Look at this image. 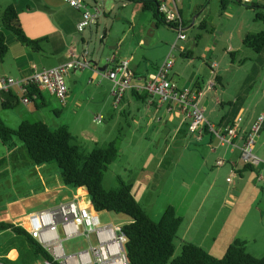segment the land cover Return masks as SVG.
I'll use <instances>...</instances> for the list:
<instances>
[{
  "label": "rangeland",
  "instance_id": "rangeland-1",
  "mask_svg": "<svg viewBox=\"0 0 264 264\" xmlns=\"http://www.w3.org/2000/svg\"><path fill=\"white\" fill-rule=\"evenodd\" d=\"M181 1L177 5L184 24V40H176V31L159 23L151 11L143 9L140 2L85 0L90 6L95 3L103 10L104 15L91 25V29L86 28L82 32L81 54L87 52L86 61L89 62L90 68L105 67L107 59L113 55L120 62L132 58L129 60L128 69L136 70L135 67L139 66L136 74H141L139 71L149 65L156 69L166 59L170 48L174 45L175 48L170 52L173 67L169 70L167 78L178 89L190 88V85L181 83L191 79L192 82L198 81L199 84L206 86L208 80L213 79L216 74L222 79L221 85L227 91L229 102L233 98L239 97L247 98L249 101L248 110L243 114L244 118L249 117V111L251 113L264 111V64H262L264 56L255 53L242 43L243 30L252 29L254 34L259 31L250 28L253 24L251 20L253 11L240 9V17L235 13L233 17L227 18L220 7V0H193L194 4H190V12L186 13L183 7L186 0ZM188 1L191 2V0ZM195 5H205L204 9H200L199 17L197 16L198 12L194 10ZM256 22L258 26L264 27V23ZM154 24L155 27H153ZM9 34L13 37L11 33ZM149 37L156 39L158 46L143 42L145 38ZM140 40H142L141 43H139ZM115 45L118 47L115 48ZM154 60H159L157 65ZM213 62L217 65L214 69L211 68ZM77 73L79 74L80 71ZM64 83L68 88L65 77ZM93 84L95 85V83ZM107 84L108 81L103 80L102 88ZM111 87L108 84L104 94L109 95ZM127 93V100L131 103L125 108V113L123 114L121 109L117 110L116 114H119V111L121 114L117 115L112 122L104 120L97 123L109 122L108 124H111L108 127L105 126L103 131L96 133L104 142L91 147L80 132L71 127L69 130L72 136L71 144L77 146L83 153H89L92 149L102 148L117 139L119 154L116 161L109 165L103 174V189L115 188L118 179L126 185H132L134 197L154 222L160 220L168 206L175 209L177 216L182 219V223L176 233L171 259L180 255L184 242L192 243L208 253V250L214 245L215 239V242H220L221 235L226 237L231 231H237L224 229L232 217L229 212L230 207L225 200H229L227 195L232 192V188L236 187V184L239 188L243 177L240 178L238 175L235 180L229 179L231 176L225 175L230 167L229 164L226 163L225 169L221 171L213 162L209 164L208 172L199 175L200 189L186 192L185 184L181 179L178 180L179 175L183 174L184 165L180 164L176 169L167 166L168 159L173 155L171 150L164 154L167 146L165 144L171 139L163 133L155 134L151 130H146L147 124L144 120L146 108L141 101H134L129 91ZM43 98L47 103L46 107L28 115L26 114L27 108L22 106L21 101L10 110L2 109L0 103V118L13 129L17 127L18 118L16 116L20 114L23 116L22 121H42L50 129L54 127L53 123L58 120L62 123L60 126L70 125L71 117L62 112L56 100L48 96L45 91H43ZM36 103L38 104L40 101L37 100ZM30 108L28 110H31ZM116 108L119 109V105ZM55 110L59 111L60 119L57 118ZM85 111H88L87 108ZM149 112H153V110ZM80 120L82 121L83 118ZM211 123L214 124V122ZM119 125H121V129ZM165 127L173 128L170 124L165 126L163 121L160 128L162 130ZM76 128H80V125L77 124ZM262 133H264V129L260 131L259 135ZM209 137H212L213 140V142H209V145L214 147L217 139L211 134H203L199 141L196 133H189L186 126L183 128L182 138L192 139L197 143L196 150L200 145H204L205 139ZM12 142L14 143L13 153L20 156L19 162L14 160L11 153L7 152L6 147L0 144V223L11 224L30 213L46 208L50 205V199H60L61 196L57 188L53 192L44 190L60 184L61 179L57 166L54 163L37 166L41 174L39 177L32 171V167L36 166L30 164L23 144L16 137L12 138ZM217 143L221 142L217 140ZM261 143H264V135L260 141L255 140L256 147L253 146V155L257 148L264 149L262 148L264 144L261 145ZM159 159H161V164L156 168V161ZM237 165L238 169L243 170L247 164L241 160ZM152 169L154 173L156 172L155 176L146 183V171L149 172ZM253 171L257 172L255 165ZM262 173L264 172L259 174ZM245 177L247 178V176ZM259 186L264 187V184H259ZM83 200L88 203V196L83 197ZM251 207L252 210L244 217V224L238 233L246 240L244 246L246 252L253 257L261 258L264 256V217L260 219V216H264V190L259 188L258 196L253 200ZM86 210L89 213L94 212L89 205ZM98 217L101 225H110L120 229L131 222L129 217L111 212L98 213ZM63 246L67 253L84 248V237L80 236L64 241ZM9 249H16L22 253L16 263L4 260ZM0 261L5 264H44L43 260L33 258L22 237L16 236L10 231L0 233Z\"/></svg>",
  "mask_w": 264,
  "mask_h": 264
},
{
  "label": "crops",
  "instance_id": "crops-1",
  "mask_svg": "<svg viewBox=\"0 0 264 264\" xmlns=\"http://www.w3.org/2000/svg\"><path fill=\"white\" fill-rule=\"evenodd\" d=\"M183 1L184 0L181 2ZM242 1L264 4V0ZM184 3L185 4H183V7L186 13L190 12V7L194 4L193 0H191L190 3L188 0H186ZM205 5H195L194 10L198 12V17L201 15L200 9H204ZM9 7H13L17 12L16 23L21 28L26 37L31 40L46 39V42L42 44V51H30L29 49L22 46L14 38V36L12 37L8 31L5 32L0 21V33H4L5 43L8 47V52L5 58L0 62V77H9L20 80L31 75L32 65L36 66L37 71H41L42 69H50L64 65L69 62L71 57H74L78 60L83 59L80 51V44L83 41L81 36L82 33L79 34L76 31V24L81 18L79 11L68 6L62 0H0V16L2 12ZM240 9L248 11V9L242 5L228 3L226 8L223 10L224 16L231 18L236 13L240 17ZM251 20L253 21V24H251L250 28H253V30L257 31L259 30L256 33L264 31V27H260V25L258 26V24H256L257 22L254 19V13L252 14ZM153 27H155V24ZM242 32L244 34L243 39L247 34H254L252 29L249 31L248 29H245ZM142 40H140L139 43H141ZM143 42H147L148 44L152 43L155 47L158 46L157 40L152 39V37H149L148 39L145 38ZM117 47L118 46L115 45V48ZM112 57H114V62L112 65L107 63L105 67H101L104 70H100L101 68H90L89 66V68L84 70L70 71L65 76L68 88L67 97L64 103H60L57 98L47 93L48 96H51L56 100L62 109V112L71 117L72 122L70 125L64 124L61 126H66L69 130L71 127L78 130L84 140L91 147H94L95 144L104 142V140L96 135V133L103 131L105 126L108 127L111 125L108 124L109 122L97 124L98 121L110 120V122H112L117 115L121 114L120 111L119 114H116V111L121 109L124 114L125 108L131 103L127 100L128 93L126 91L122 101L119 104V109L114 105V98L112 96L113 83L103 76L106 72L112 70V68L116 66L117 63H120V61H117V57L115 55ZM131 59L132 58L123 61H128L129 64V60ZM154 61H156L157 65L159 60ZM94 66L96 67L97 64L95 63ZM135 68L138 69L139 66H136ZM137 69H129L132 74L131 84L133 86L144 85L145 80L155 70V68H152L149 65V67L142 68L139 71L141 74H136ZM77 71H80V73L78 74ZM103 80L108 81V84L112 86L109 95H107V93L104 94L108 84L102 88ZM191 80L183 81L181 84L190 85L191 88L200 90L201 94L198 98V104L204 109V117L207 121L209 120L214 122L216 127L223 129L225 127H230L237 116H240L241 119L243 118L237 125L238 136L233 140L232 145L224 146L222 143H217L216 140L214 147H211L209 142H213V140L212 137H209L205 139L203 143L204 145H200L196 150L195 147L197 146V143L193 142L192 139L182 138L184 126H186L188 129V119L182 114L180 109L175 104L160 103L156 97H152L133 90L128 91L131 93L130 95L134 101H141L144 105V108H146L144 111V120L147 124L146 130H151L155 134L163 133L171 139L170 142H166L165 144L167 146L165 148L164 154L171 150L173 155L172 158L168 159L167 166H171V169H176L180 164L184 165L182 169L183 174H181L182 176L179 175L178 180L181 179L185 184L184 190H186V192H192L200 189L201 183H198L199 175L208 172L207 168L209 164H212L213 162H215L216 167L220 168L221 171H223L225 166L229 164L230 167L227 169L225 174H229L231 176L229 179L235 180L238 175L240 178L243 177L241 179L242 182L239 188H237L238 184H236V187L232 188V192H229L227 195L229 200H225V202H227L228 206L230 207L229 212H231L232 217L229 219L224 229L237 231H231L226 237L221 235L222 239L220 242H215V239L214 245L208 250L210 255L216 258H221L225 254L228 246L234 240H241L245 242L246 245V240L243 239L241 235H239L238 230L244 224V217L252 210L251 205H253V200L258 196L259 188L264 190V187L259 186V184H264V175H262L264 173L259 174L260 172H264V149L260 150V148H257L254 152V155L259 160V164L256 165V173L253 171L254 166L251 167V170H240L238 169L237 165L238 161H241L239 148L243 144L244 137L249 132L250 127L256 117L259 114H264V111L259 113H251L249 111V117L244 118L243 114L248 110L249 101L247 98L241 99L239 97L233 98L232 101L229 102L230 98L227 96V91L221 85L222 79L216 74L213 76V79L208 80L206 86L204 84H199L198 81L192 82ZM93 83H95V85ZM210 84H212L213 87L208 90L207 86ZM1 102L2 99L0 97V103ZM42 103L43 104L40 107H37L35 103L31 101H29L28 104H24L21 101L22 106L25 109L27 108V115L46 107L47 103L44 98ZM30 105H32V108H30ZM29 108L31 110H28ZM85 108H87L88 111H85ZM151 110H153V112H149ZM55 114L57 118L60 119L58 116V110H55ZM16 117L18 118V127V125L23 122V116L20 114ZM81 118H83L82 121L80 120ZM163 121L165 126L170 124L173 126V128L168 129L165 127L161 130L160 124ZM53 124V128L56 129L60 127V124L62 123H60L58 120ZM77 124L80 125V128L78 129L76 128ZM118 124H120L119 121ZM98 126L99 128L97 129ZM119 128L121 129V125H119ZM262 129H264V127H262ZM262 135H264V133L260 135L258 134L256 139L260 141ZM262 144L264 143H261V145ZM262 148H264V146H262ZM7 152L9 151L7 150ZM156 162L157 168L161 164V159L157 160ZM218 162H221V164H218ZM32 171L41 177L40 170L37 166L32 167ZM155 173L153 169L151 171L149 170V172L146 171V183H148L150 178L152 179V177L155 176ZM245 176H247V178ZM56 188L60 191V199H50V205L41 210L48 209L73 196L78 197L79 203L82 206H91L89 200L88 203H85L83 200V197L88 196L84 189H74L72 187L65 186L62 181L60 184H57L56 187H52L51 189L45 188L44 190L46 192H53ZM254 210L257 213V209L255 208ZM25 217L26 216H24L21 220H15L13 224L16 226L23 225L22 223ZM261 217L264 216H260V219ZM21 256L22 253H19V251L16 249H9L5 254V258L8 259L9 263H16L19 258H21Z\"/></svg>",
  "mask_w": 264,
  "mask_h": 264
},
{
  "label": "trees",
  "instance_id": "trees-1",
  "mask_svg": "<svg viewBox=\"0 0 264 264\" xmlns=\"http://www.w3.org/2000/svg\"><path fill=\"white\" fill-rule=\"evenodd\" d=\"M124 1L140 2L143 9L151 11L159 23L172 28L157 11V0ZM228 3H236L251 9L254 19L264 23V4L242 0H221V9L224 10ZM0 21L4 30L11 33L22 46L33 52L42 51V44L46 42V39L31 40L26 37L16 23L17 12L13 7L2 12ZM242 43L255 53L264 56V31L247 34ZM7 52L4 33H0V62ZM42 92L43 90L37 86H30L26 88L24 95L40 107L43 104ZM0 97L2 99L1 108L5 110L14 108L21 101L20 96L14 91L2 93ZM37 100L40 103L37 104ZM13 137L23 144L31 165L54 163L65 186L84 189L96 213L111 212L131 219L128 225L121 228L127 240L125 249L128 264H264V256L261 258L251 256L245 250V242L238 239L228 246L221 258L210 255L192 243L184 242L180 255L171 259L176 233L182 223L175 209L168 206L160 220L154 222L133 196L132 185H126L118 179L115 188L103 189V174L108 166L116 161L119 154L117 139L102 148H94L89 153H83L77 146L71 144L72 136L66 126L50 129L42 121H23L16 129H11L0 118V144L7 148L17 162L20 161V156L13 153ZM251 167V165H246L244 168L251 170ZM4 231H10L22 237L33 258L50 262L49 256L24 229L11 223H0V233ZM4 260L9 262L6 258ZM0 264L5 263L0 261Z\"/></svg>",
  "mask_w": 264,
  "mask_h": 264
},
{
  "label": "built area",
  "instance_id": "built-area-1",
  "mask_svg": "<svg viewBox=\"0 0 264 264\" xmlns=\"http://www.w3.org/2000/svg\"><path fill=\"white\" fill-rule=\"evenodd\" d=\"M68 6L80 12L81 18L76 24V31L80 34L86 28H90L104 12L95 3L90 6L85 0H62ZM181 0H157V11L165 22L172 26L177 33V40H184V24L177 8ZM175 48L173 45L170 52ZM87 52L83 59L71 57L69 62L50 69L36 70L32 65V73L29 77L16 80L9 77H0V95L9 91L16 92L24 104L29 100L25 97L26 88L37 86L41 90L53 95L60 103H64L67 97V88L64 77L70 71L89 68L86 61ZM114 62V57L107 59L108 64ZM128 61L117 63L112 70L103 76L113 83L112 96L114 105L122 101L126 91L133 90L139 93L156 97L160 103L175 104L182 114L188 119V130L196 133L198 139L207 132L224 145H232L237 138L238 123L241 117L237 116L230 127L218 128L204 117V109L198 104L200 90L196 88L178 89L168 78L169 70L173 66L170 55L156 67L154 72L145 80L144 85L131 84L132 74L128 69ZM216 63L211 68H216ZM212 84L207 86L211 89ZM264 125V114L256 117L249 132L245 135L242 146L239 148L240 158L247 165L256 166L259 160L253 155L252 149L255 140ZM221 164V162H218ZM87 206H82L79 199L73 196L48 209L28 214L23 219V225L19 227L42 248L49 256V261L44 264H128L126 256V237L120 228L110 225H101L98 213L94 210L89 213ZM84 237L85 247L72 253H67L63 242L75 237Z\"/></svg>",
  "mask_w": 264,
  "mask_h": 264
},
{
  "label": "water",
  "instance_id": "water-1",
  "mask_svg": "<svg viewBox=\"0 0 264 264\" xmlns=\"http://www.w3.org/2000/svg\"><path fill=\"white\" fill-rule=\"evenodd\" d=\"M100 70H104L103 68H101Z\"/></svg>",
  "mask_w": 264,
  "mask_h": 264
},
{
  "label": "clouds",
  "instance_id": "clouds-1",
  "mask_svg": "<svg viewBox=\"0 0 264 264\" xmlns=\"http://www.w3.org/2000/svg\"><path fill=\"white\" fill-rule=\"evenodd\" d=\"M19 227V226H18Z\"/></svg>",
  "mask_w": 264,
  "mask_h": 264
}]
</instances>
